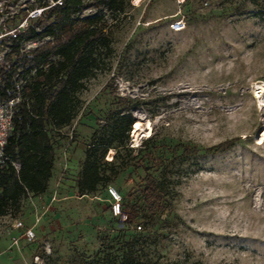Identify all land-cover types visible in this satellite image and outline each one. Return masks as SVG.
I'll list each match as a JSON object with an SVG mask.
<instances>
[{
  "label": "rangeland",
  "instance_id": "rangeland-1",
  "mask_svg": "<svg viewBox=\"0 0 264 264\" xmlns=\"http://www.w3.org/2000/svg\"><path fill=\"white\" fill-rule=\"evenodd\" d=\"M96 1L87 0L81 16H106L113 54L103 72L85 82L72 124L51 131L56 160L47 194L23 200L13 217H0V264H34L37 254L46 264L95 263L106 256L121 261L128 242L142 264H264L260 4L124 0V11L113 13ZM40 2L0 0V31L19 24ZM178 20L185 28L174 32ZM46 41L27 43L25 50ZM9 51V44L0 47V53ZM117 97L133 101L142 129L136 135L133 127L118 159L116 150L108 152L109 180L95 194L80 196L77 180L97 119L107 125ZM224 143L234 146L206 151ZM183 147L199 152L185 154ZM148 174L164 192V208L155 214L145 211L140 194ZM109 187L124 196L125 222L111 215ZM16 220L35 225L37 236L31 244L21 241V250L11 249L19 237Z\"/></svg>",
  "mask_w": 264,
  "mask_h": 264
},
{
  "label": "trees",
  "instance_id": "trees-1",
  "mask_svg": "<svg viewBox=\"0 0 264 264\" xmlns=\"http://www.w3.org/2000/svg\"><path fill=\"white\" fill-rule=\"evenodd\" d=\"M54 1L60 3L45 10L41 17L29 19L27 29L17 38L5 37L0 41V47L9 44L10 49L5 55L6 61L0 64V101L15 98L18 94L22 97L15 109L14 130L7 146L11 162L0 167V217H13L21 209L23 200L47 192L56 160L51 131L72 124L79 113L81 101L78 94L86 89L85 82L103 72L105 59L113 54L111 39L105 32L104 14L82 17L89 8L87 0ZM251 1L260 4V15L264 20V0ZM96 4L113 13L125 9L124 0H97ZM47 7L49 0H41L39 8ZM27 18L28 14L24 13L21 22ZM43 22L48 25L38 30ZM19 24L8 29H15ZM45 39L49 41L25 50L27 43ZM20 82L23 86L18 92L16 84ZM133 108V101L117 97L105 118L107 125L102 127L103 120L97 119L99 128L93 134L77 180L80 196L95 194L109 180L105 168L113 165L106 162V156L110 150H116L114 159H118L120 149L128 146L136 125ZM233 144L224 143L206 151H226ZM183 148L185 154L199 152L198 149ZM13 163L20 165L19 171ZM144 180L140 191L143 206L145 211L155 214L164 208V192L153 175H146ZM127 245L121 261L106 256L95 263L74 261L71 264H142L133 242Z\"/></svg>",
  "mask_w": 264,
  "mask_h": 264
},
{
  "label": "built area",
  "instance_id": "built-area-1",
  "mask_svg": "<svg viewBox=\"0 0 264 264\" xmlns=\"http://www.w3.org/2000/svg\"><path fill=\"white\" fill-rule=\"evenodd\" d=\"M60 3V1L49 0V7L47 8H38L30 12L27 19L22 21L15 29H5L1 30L0 33V41L5 37L17 38L18 35L25 31L28 27L29 19H37L42 16L43 12L48 8ZM2 10H0V14H2ZM1 26V25H0ZM185 28V24L183 21L178 20L171 24V29L174 32H180ZM5 55L0 53V64L4 63ZM23 86V82L17 83L16 88L17 91H21V87ZM22 97L18 94L15 98L9 99L7 101H0V167H4V165L11 162L10 157L7 154V146L9 142V138L14 130L13 117L15 113L16 107L21 103ZM13 166L17 171L20 169V165L17 163H13ZM108 193L111 199V213L113 217L116 219H122L124 222L128 219L127 214L123 209V196L122 194L115 188L109 187ZM40 221L38 217L36 223ZM14 229L19 231V237H15L12 241L11 249L18 248L21 250L20 242L25 241L29 244L34 243L37 239L35 233V225L28 226L25 222L21 220H16L14 225ZM141 230L142 227L140 226ZM45 255L51 256L50 249H46ZM34 264H46V258L37 254L33 256Z\"/></svg>",
  "mask_w": 264,
  "mask_h": 264
},
{
  "label": "bare ground",
  "instance_id": "bare-ground-1",
  "mask_svg": "<svg viewBox=\"0 0 264 264\" xmlns=\"http://www.w3.org/2000/svg\"><path fill=\"white\" fill-rule=\"evenodd\" d=\"M261 88H262L261 91L259 93L258 92L257 93H258V95L261 94L260 98L263 97V98H261V102L264 103V85ZM141 129H142V127L139 124L136 125V127H135V134L137 135ZM263 139H264V137H263Z\"/></svg>",
  "mask_w": 264,
  "mask_h": 264
},
{
  "label": "crops",
  "instance_id": "crops-1",
  "mask_svg": "<svg viewBox=\"0 0 264 264\" xmlns=\"http://www.w3.org/2000/svg\"><path fill=\"white\" fill-rule=\"evenodd\" d=\"M52 181H53V178L51 179V181H50V184L52 183ZM50 187V186H49ZM47 192H48V190H47ZM47 192L45 193V194H47ZM44 195V194H43ZM43 195H41V196H43ZM30 197H32V196H30ZM6 217H8V216H6ZM26 225H30V224H27V223H25ZM13 225H14V223H13ZM13 225H12V227H13ZM13 229H14V227H13ZM15 230V229H14ZM15 231H17V230H15Z\"/></svg>",
  "mask_w": 264,
  "mask_h": 264
}]
</instances>
